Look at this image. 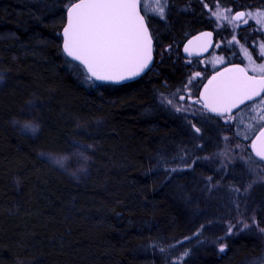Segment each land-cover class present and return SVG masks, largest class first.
<instances>
[{
	"label": "trees",
	"instance_id": "trees-1",
	"mask_svg": "<svg viewBox=\"0 0 264 264\" xmlns=\"http://www.w3.org/2000/svg\"><path fill=\"white\" fill-rule=\"evenodd\" d=\"M216 2L264 10V0H208ZM67 6L68 0L0 2V56L10 72L0 92V264H181L177 257L185 250L190 254L182 264H261L264 185L235 201L247 171L239 163L218 169L215 158L225 135L231 147L247 146L264 122L249 124L243 118L246 107L225 124L206 110L185 117L158 101L190 76L191 65L173 50L189 31L207 26L198 9L191 13L183 5L172 11L169 26H159L152 70L114 86L90 84L82 67L66 65ZM254 26L240 30L249 47L261 35ZM203 83L197 79L195 93ZM35 94L49 102L38 140L11 125ZM76 120L105 121L96 137L98 166L85 187H76L39 156L41 149L65 141ZM242 148L248 159L264 165L250 148ZM171 168L182 170L169 173ZM244 211L249 216L255 211L256 226L234 230L222 239L226 250L220 252L217 238L225 237ZM197 232L204 235L200 243Z\"/></svg>",
	"mask_w": 264,
	"mask_h": 264
},
{
	"label": "snow or ice",
	"instance_id": "snow-or-ice-1",
	"mask_svg": "<svg viewBox=\"0 0 264 264\" xmlns=\"http://www.w3.org/2000/svg\"><path fill=\"white\" fill-rule=\"evenodd\" d=\"M169 7L170 0H78V2L68 0V6L65 9L67 24L62 33V51L66 58H70L66 59V65L77 68L82 66L86 70V78L90 84L96 82L119 84L139 77L146 70H151L150 66L153 63V37L149 31V22L146 21L145 17H158L161 20H167ZM217 8L219 10L211 12V17L235 25L237 28L241 24H248L246 17L255 19L258 24L264 25V10H257L255 13L236 11L234 15H230L232 9H220L219 5ZM202 35L210 38L212 32H206ZM227 43L231 47L240 44V41L233 35ZM211 46L209 41L208 47ZM216 46L219 47V45ZM241 47L249 63L245 67L233 65L226 67L223 72H218L208 81L203 92L197 99L193 100V103L201 105L202 109L209 113L224 116L226 123L233 121V109L245 105L250 111L257 113L253 119L264 122V63L257 64L248 49ZM260 49L258 58L264 60V43L260 44ZM204 50L206 51L207 48ZM184 51L188 52L189 49L186 47ZM249 72L252 74L250 75ZM200 76V72L194 73L189 77L184 87L193 86L194 81ZM186 95L191 97V91H188ZM179 99L183 101L185 96H180ZM167 103L171 105L173 102L168 100ZM36 106L35 104L29 105L31 108ZM175 111L187 112L188 109L177 107ZM13 123L20 126L23 132L33 136L38 134L39 126L36 124L19 125V121H13ZM191 128L194 133L201 131L195 124H191ZM244 138L247 139L248 137L245 136ZM259 138H264V128L261 129ZM77 147L80 148L81 146L77 145ZM91 147V145L82 146L77 162L89 159L84 155V151ZM252 148L255 149L259 163H264V148H257L255 143L252 144ZM40 155L52 160L65 170H67L66 165L71 163L70 157L57 158L47 153H40ZM181 159L183 160V157ZM249 160L257 163V161L252 160L251 156H249ZM184 162L186 163V161ZM191 166V164L187 165L189 168ZM181 170L178 168L167 169L169 173ZM72 175L75 176L76 173H72ZM257 175L264 180V170L257 171ZM255 182L253 181V183ZM16 183L19 187V181ZM252 186L249 184L248 188ZM235 190L239 191V189ZM247 190L245 188V191ZM252 226H256L254 221ZM203 227L201 225V228ZM249 227L250 225L243 220H238L234 225L229 224L225 237L217 238V243L232 235L233 229L243 232ZM260 232L264 233V228H261ZM194 235L199 236L200 233L197 232ZM184 239L190 240L191 238L185 237ZM225 248L226 245L221 243L218 250L224 252ZM160 251L163 252L165 249L161 248ZM189 254L190 251L185 250L177 257V261L182 264L184 258Z\"/></svg>",
	"mask_w": 264,
	"mask_h": 264
},
{
	"label": "rangeland",
	"instance_id": "rangeland-1",
	"mask_svg": "<svg viewBox=\"0 0 264 264\" xmlns=\"http://www.w3.org/2000/svg\"><path fill=\"white\" fill-rule=\"evenodd\" d=\"M204 3V8L206 11V16L209 20V25L215 29V31L219 32L221 37L218 40L215 51L213 54H211L209 57H206L204 59H197V60H188V64L191 65V72L190 76H192L196 72H200L201 76L199 78L204 79V83L214 72L218 71L219 69L230 65V64H241L244 67L249 63L247 56L245 55L243 48L248 49V52L252 55L253 59L256 60V63H264V60H261L258 58V52L260 49V44L264 43V25H260L257 23L255 19L248 18V24L243 25L239 28L235 27V25L227 24L224 21L216 20V18L211 17V12L218 11L217 5H219L220 9H232V12L230 15H234L236 11L235 7L233 6H226L219 2L216 3H208L205 0L201 1ZM242 11V10H240ZM243 11H250L249 9L243 10ZM257 10H251V12L255 13ZM158 18V17H156ZM256 26L252 27V31L257 30L261 35L257 38H254L251 43L250 47L244 44L245 42H242L243 40L240 38L241 32L240 30L244 27H248L251 24H254ZM251 31V32H252ZM235 35L237 39L240 41V44H236L234 46L229 47L228 41L232 39V36ZM166 51V49H165ZM165 56L164 52H162V56ZM4 58L0 56V92H2L5 88V85L9 78V70L4 66L2 63ZM86 74V73H85ZM189 76V77H190ZM188 77V79H189ZM197 78V79H199ZM187 79V81H188ZM194 81L193 86H190L189 88H185L184 85L180 91H176L172 94H164L160 95L158 101L161 103L162 106L169 108L174 113H178L181 115H184L185 117L190 116H202L206 114L207 112L202 109L201 106L193 104L191 102V99L199 97L200 93H195V82ZM187 83V82H186ZM188 91H191L192 95L191 97H188L186 93ZM180 96H185V99L181 101L179 99ZM168 100H172V104L169 105L167 103ZM48 100L44 99L43 95H33L31 99L27 102L24 109L20 112V114L13 118L11 121V125L15 128V130L21 134L30 137L33 140H38L41 134L43 133V112L45 110V106L47 105ZM49 103V102H48ZM30 104L37 105L35 108L29 107ZM177 107H183L185 109H188L187 112H177L175 109ZM31 113V115H29ZM250 110H246L243 113V118L245 117L247 120L249 119V124L253 125L254 122H257L258 120L253 119V117L257 116V113L255 111H251L252 115H249ZM234 119H236L235 116H233ZM221 121L225 124L226 118L223 116L220 118ZM13 121H19V125H24L25 123H33L39 126L38 134L33 136L30 133H26L22 131V128L16 124L13 123ZM232 121V122H233ZM70 122V121H68ZM263 123V122H261ZM72 124L73 128L70 129L67 132L66 140L63 141L61 144H57V146H52V148L49 149H41L39 151V156L41 159L46 161L49 165L52 167L60 170L76 187H85L88 182H90L93 173H95V170L98 166V152H99V142L96 140V137L99 135V132L101 129L105 127V121L104 120H94L92 122H84L81 120H76L75 122L70 123ZM262 128V127H261ZM260 128V129H261ZM259 129V130H260ZM224 138L228 137L227 135L224 136ZM255 138V136L253 137ZM227 140L225 139L224 146L220 151H218V154L215 158V163L217 164L218 169L221 168L223 170L228 171L230 167H235L238 163L243 166V168L247 171L246 172V178L244 177V182H241V186H243V189H239V191L236 192V199L243 198L246 199L249 195V192H252L256 186H259L260 184L264 185V180H262L258 175L257 171L264 170V165L252 163L249 161V159L246 157V155L243 152L242 146L244 148H250L252 142L245 146V145H237L232 146L227 143ZM77 145H80L81 147L78 148ZM84 145H91L92 147L84 151V155L89 157L87 161H81L77 162L79 158V153L82 150V146ZM40 153H47L51 154L53 157H70L71 163L66 165V169L61 168L60 166L56 165L52 160L46 159L45 157H42ZM256 170V171H253ZM72 173H76V175H72ZM253 181H256L253 183ZM252 184L253 186L251 188H248V185ZM17 185V184H16ZM245 188L248 190L245 191ZM237 207V205H236ZM241 210V208L239 209ZM251 216H249L248 211L241 212L237 219L234 220V224L237 223L238 220H243L245 223H248L250 226L253 225V221L255 222V225L257 223L256 221V213L255 211H252ZM242 227V225H241ZM236 229H233V233H236L239 231H234ZM199 239L198 243L202 240H204V235L200 233L199 236H197ZM227 239V238H226ZM225 239V240H226ZM225 240H222V244L225 245ZM219 244V243H218ZM220 245V244H219ZM219 248V246H218ZM226 250V248H225ZM261 264H264V258L261 260Z\"/></svg>",
	"mask_w": 264,
	"mask_h": 264
},
{
	"label": "water",
	"instance_id": "water-1",
	"mask_svg": "<svg viewBox=\"0 0 264 264\" xmlns=\"http://www.w3.org/2000/svg\"><path fill=\"white\" fill-rule=\"evenodd\" d=\"M2 0H0L1 2ZM78 2V1H76ZM143 14V12H142ZM146 19V17H145ZM147 21V19H146ZM67 24V13H66V18H65V25L64 27L66 26ZM149 31L150 33L152 34V31H151V28L149 26ZM206 32H212V31H209V30H205V31H202V32H199L195 35H193L185 44L184 46V49L187 47L189 49L188 52H185V55L188 57V58H205L207 57L210 53H212V51L214 50V48L216 47L217 45V42H216V37H215V34L212 32V36L209 38V37H205L203 36L202 34L203 33H206ZM62 33H63V30H62ZM152 37H153V34H152ZM62 40H63V36H62ZM209 41L211 43V47H208V44H209ZM63 43V42H62ZM207 48V50L205 51L204 49ZM70 59V58H68ZM155 62H156V43H155V39L153 37V63L152 65L150 66L151 70L152 68L154 67L155 65ZM77 64L79 62H76ZM233 65H239L240 67H244L243 65L241 64H232V65H227L223 68H221L220 70H218L217 72H215L214 74H212L208 79L207 81L205 82L204 86L208 84V81L213 77L215 76L218 72H223L224 69L226 67H232ZM82 67V66H81ZM83 68V67H82ZM84 69V68H83ZM151 70H146L145 73H142L139 77H136V78H133L131 80H128V81H125V82H121L119 84H114V83H110V82H96V83H99V84H106V85H114V86H120V85H125V84H129V83H133L139 79H141L142 77H144L147 73H149ZM85 73H86V70L84 69ZM87 74V73H86ZM249 74L251 75L252 73L249 72ZM204 86L203 88L201 89V92L200 94L203 92L204 90ZM199 94V95H200ZM198 98V97H197ZM197 98H194V99H191V102L193 103V100L197 99ZM246 103H250V102H246ZM194 104V103H193ZM198 105V104H196ZM201 106V105H199ZM202 107V106H201ZM243 107H245V105H240L238 109H233V112L232 114L236 113L237 111H239L240 109H242ZM214 116H218L217 114L215 113H210ZM219 117H223V116H219ZM264 128V126L262 127ZM261 128V129H262ZM261 131V130H260ZM260 131L257 133V135L255 136V138L253 139L252 141V144L255 143L256 144V147L257 148H264V138H259L258 137L260 136ZM252 144H251V151L253 153V155L256 157L255 155V149L252 148ZM258 160L259 158L256 157Z\"/></svg>",
	"mask_w": 264,
	"mask_h": 264
},
{
	"label": "flooded vegetation",
	"instance_id": "flooded-vegetation-1",
	"mask_svg": "<svg viewBox=\"0 0 264 264\" xmlns=\"http://www.w3.org/2000/svg\"><path fill=\"white\" fill-rule=\"evenodd\" d=\"M202 0H170V7L168 9V16H167V20H161L159 18H156V17H149V16H146V19L147 21L149 22V26L151 28V31H152V34H153V37L155 39V43L158 41V38L160 36V31L159 30V26H164V27H168L169 26V23H170V16H171V13L172 11H175V10H182L183 8V5H185V8L187 10H190L191 13H193L196 8L198 9V11L201 13L203 19L205 20L206 22V27L203 29V30H197V31H189L188 34H187V37L184 41L183 44H181V41L180 43H178V46H176V50H173V56H179L181 55L182 57H184L186 59V61L188 60H197V59H204V58H188L186 55H185V52H184V46L186 44V42L195 34L199 33V32H202V31H205V30H209V31H212L214 34H215V37H216V42L218 43V40L220 39L221 35L219 32L215 31L214 28H212L210 25H209V20L206 16V11H205V8H204V3L201 2ZM208 2V0H205ZM185 2V3H184ZM198 3H201V4H198ZM180 8V9H178ZM239 10V9H238ZM240 11V10H239ZM243 11V10H242ZM181 44V45H179ZM179 46L181 47V50H177L179 48ZM167 49H171V46L170 47H167ZM216 47L214 48V50L212 51V53H210L207 57H209L211 54H213V52L215 51ZM171 51V50H170ZM206 58V57H205ZM220 70V69H219ZM217 72V71H216ZM215 73V72H214ZM213 73V74H214ZM209 113V112H208ZM261 130V129H260ZM259 130V131H260ZM258 131V132H259ZM257 135V134H256Z\"/></svg>",
	"mask_w": 264,
	"mask_h": 264
}]
</instances>
